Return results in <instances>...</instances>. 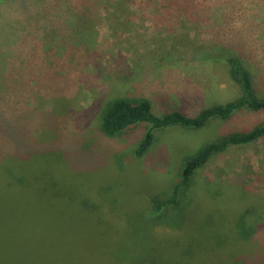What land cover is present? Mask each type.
I'll list each match as a JSON object with an SVG mask.
<instances>
[{
    "label": "rangeland",
    "instance_id": "obj_1",
    "mask_svg": "<svg viewBox=\"0 0 264 264\" xmlns=\"http://www.w3.org/2000/svg\"><path fill=\"white\" fill-rule=\"evenodd\" d=\"M264 98V0L0 3V264H264V135L229 144L172 196L200 148L264 123L242 108L201 128L101 131L103 107L188 116Z\"/></svg>",
    "mask_w": 264,
    "mask_h": 264
},
{
    "label": "trees",
    "instance_id": "obj_2",
    "mask_svg": "<svg viewBox=\"0 0 264 264\" xmlns=\"http://www.w3.org/2000/svg\"><path fill=\"white\" fill-rule=\"evenodd\" d=\"M6 0H0V3ZM230 77L239 84L242 96L228 101L224 104L213 105L202 109L195 116H188L180 111H172L164 115H157L151 103L146 98L141 99H115L103 107L100 127L101 131L108 135H115L130 127L146 125L148 128L137 148L136 153L140 155L151 144L153 140L152 129H160L170 125H180L184 128H201L212 118L228 119L234 112L242 108H248L255 112L264 111V98L255 95V87L250 72L241 67L235 60H230ZM264 135V123L256 125L246 133L229 134L218 142H211L189 158L183 165L180 182L174 187L172 196L156 203L159 211L168 204H174L177 193L194 171L201 167L213 154L224 150L229 144H246Z\"/></svg>",
    "mask_w": 264,
    "mask_h": 264
}]
</instances>
